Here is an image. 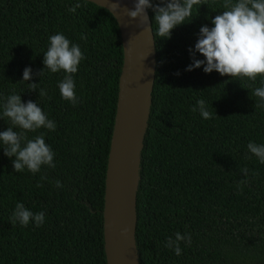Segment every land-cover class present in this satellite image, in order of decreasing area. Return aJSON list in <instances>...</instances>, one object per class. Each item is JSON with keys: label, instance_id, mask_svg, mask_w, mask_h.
Instances as JSON below:
<instances>
[{"label": "trees", "instance_id": "1", "mask_svg": "<svg viewBox=\"0 0 264 264\" xmlns=\"http://www.w3.org/2000/svg\"><path fill=\"white\" fill-rule=\"evenodd\" d=\"M77 2L0 0V104L20 94L56 124L54 131L26 133L28 139L44 135L55 168L15 172V157L4 155L0 144V264H107L105 181L123 44L108 9L87 1L69 12ZM204 2L170 38L155 37L157 67L137 193L140 264H264V164L247 148L249 142L264 144V105L257 107L253 95L264 87V76L233 79L205 73L203 66L185 71L200 27H212V18L226 10L225 0ZM148 11L155 31V13ZM58 33L84 54L73 74L76 104L60 95L65 73L44 69L49 37ZM26 67L32 78L22 81ZM30 83L38 89L29 90ZM39 89L47 94L39 96ZM200 99L212 119L192 111ZM8 127L0 118V131ZM18 202L44 212V224H13ZM177 232L191 236L190 244L180 242V256L165 247Z\"/></svg>", "mask_w": 264, "mask_h": 264}, {"label": "clouds", "instance_id": "2", "mask_svg": "<svg viewBox=\"0 0 264 264\" xmlns=\"http://www.w3.org/2000/svg\"><path fill=\"white\" fill-rule=\"evenodd\" d=\"M86 4L87 0H84L83 5L78 0L68 10L75 12L77 8ZM202 4H205L204 0H160V3L155 5L151 0H136L134 8L128 9L127 14L132 19L141 18L147 22L146 9L153 8L155 13L153 23L156 26L153 35L168 39L176 26L191 20L193 7ZM223 7L226 10L212 18V27L208 25L200 27L194 47L189 48L192 63L186 66L185 71H192L203 66L205 73L215 70L221 76L227 75L233 79L248 78L255 81L258 75L264 76V0H238L235 3L232 0H225ZM197 53L201 54L203 59H197ZM83 59L84 54L79 45L73 44L63 34L58 33L49 37V46L43 53L44 69L52 73L59 71L65 73L58 88L61 97L72 104L78 103L73 74L78 71V66ZM44 69L37 75H42ZM31 78L32 70L26 67L22 81H29ZM36 89L38 84L30 83L29 90ZM46 94L44 89H39V96ZM253 95L259 98L260 103L256 105L257 107L264 105V87L255 88ZM197 108L203 119H212V113L207 110L203 99L196 102L192 111H197ZM0 109H2L0 118L4 120L6 118L9 122L7 130L0 131V144L3 146L4 155L9 158L15 157L12 161L13 170L19 173L27 169L35 174L40 171L42 165L55 168L53 162L55 154L46 144L44 135H38L34 139H28L26 135L27 132H35L41 127L52 131L56 129L54 121L47 118L37 102L28 100L23 103L20 94H12L0 104ZM17 128L20 129L19 132L14 130ZM247 148L261 164H264V144L249 142ZM242 172L247 177L246 167L242 169ZM240 183L243 184L244 181ZM42 186L37 185V187ZM56 186L62 187L59 180L56 181ZM30 221H33L37 227L42 226L45 213H33L23 203L18 202L11 222L13 224L19 222L21 226H27ZM181 241L190 244L191 236L177 232L174 239L168 238L165 247L172 249L177 256H180Z\"/></svg>", "mask_w": 264, "mask_h": 264}, {"label": "water", "instance_id": "3", "mask_svg": "<svg viewBox=\"0 0 264 264\" xmlns=\"http://www.w3.org/2000/svg\"><path fill=\"white\" fill-rule=\"evenodd\" d=\"M116 18L124 60L105 181L104 241L107 264H140L137 242V193L144 139L152 106L157 59L151 17L132 19L136 0H87ZM118 3V6H117Z\"/></svg>", "mask_w": 264, "mask_h": 264}]
</instances>
